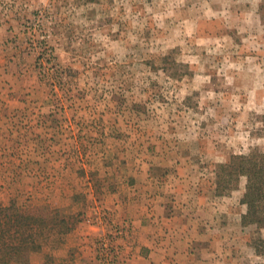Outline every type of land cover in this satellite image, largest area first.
<instances>
[{"label":"rangeland","instance_id":"374dc122","mask_svg":"<svg viewBox=\"0 0 264 264\" xmlns=\"http://www.w3.org/2000/svg\"><path fill=\"white\" fill-rule=\"evenodd\" d=\"M259 155L264 0H0V264H264Z\"/></svg>","mask_w":264,"mask_h":264},{"label":"crops","instance_id":"0c3cea01","mask_svg":"<svg viewBox=\"0 0 264 264\" xmlns=\"http://www.w3.org/2000/svg\"><path fill=\"white\" fill-rule=\"evenodd\" d=\"M168 217L174 219L172 214L165 216L161 207L152 206L132 221L133 228H139L133 242L140 244L141 251L140 255L130 256V264H174V229L163 227L170 220ZM141 230H146V235Z\"/></svg>","mask_w":264,"mask_h":264},{"label":"trees","instance_id":"16d2710c","mask_svg":"<svg viewBox=\"0 0 264 264\" xmlns=\"http://www.w3.org/2000/svg\"><path fill=\"white\" fill-rule=\"evenodd\" d=\"M239 161L235 164V161H232V164H229V166L236 168V172L245 173L247 170L248 176L254 181V186L249 189V191H253V195L256 197L257 202H262L264 200V190L258 186L260 179H262L264 183V155H259V159L257 162H254L253 160H247L244 157H239ZM248 168V169H247ZM249 180V177H248ZM261 181V182H262ZM253 214V212H252ZM257 215V214H256ZM256 215H252V217H255ZM249 216V214L247 215ZM258 223H261V220H257ZM264 223V221H263Z\"/></svg>","mask_w":264,"mask_h":264}]
</instances>
